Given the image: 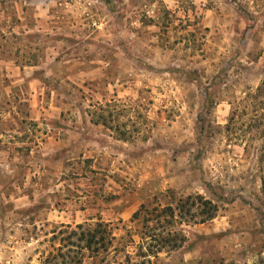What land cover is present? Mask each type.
I'll use <instances>...</instances> for the list:
<instances>
[{"label": "rangeland", "instance_id": "374dc122", "mask_svg": "<svg viewBox=\"0 0 264 264\" xmlns=\"http://www.w3.org/2000/svg\"><path fill=\"white\" fill-rule=\"evenodd\" d=\"M263 80L264 0H0V264H264Z\"/></svg>", "mask_w": 264, "mask_h": 264}, {"label": "trees", "instance_id": "16d2710c", "mask_svg": "<svg viewBox=\"0 0 264 264\" xmlns=\"http://www.w3.org/2000/svg\"><path fill=\"white\" fill-rule=\"evenodd\" d=\"M263 101H264V80L258 86L256 90V94H254L251 97L246 98V101H244L245 103H248L247 106L244 108V111L246 112L247 108H249L250 114L251 113L256 114L260 110L262 109L264 110ZM238 110L239 109L237 108V106L232 107L229 122L226 126V129L228 131L231 130V128L233 127L234 116L236 115ZM259 124L260 123H257V125ZM262 147H263L262 151L264 152V141L262 142ZM262 184L264 188V183L262 182ZM202 204L206 205L208 203L204 202ZM207 206H210V205L208 204ZM169 211H172V209H169ZM165 212L166 210L163 209L162 211L159 212V215ZM209 214L210 216L208 217V219H212L213 214L212 213H209ZM171 215L173 214L171 213ZM76 228L79 230V232L72 231L71 233L77 237L78 243L83 242V249H86L92 255H97L100 252L106 253L112 247L113 242L115 240L114 237L112 236L111 230H109L107 226L103 224L102 222H96L93 227H88L86 229H83V226L81 225L76 226ZM153 233H155V231H153ZM153 233L151 237L155 238V235ZM169 234L170 233H166V235H169ZM161 236H162V233H159V237ZM77 264H81V261L79 259L77 261Z\"/></svg>", "mask_w": 264, "mask_h": 264}]
</instances>
